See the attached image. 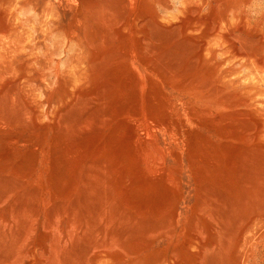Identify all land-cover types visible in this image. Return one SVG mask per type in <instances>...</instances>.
Wrapping results in <instances>:
<instances>
[{
  "label": "rangeland",
  "instance_id": "obj_1",
  "mask_svg": "<svg viewBox=\"0 0 264 264\" xmlns=\"http://www.w3.org/2000/svg\"><path fill=\"white\" fill-rule=\"evenodd\" d=\"M0 264H264V0H0Z\"/></svg>",
  "mask_w": 264,
  "mask_h": 264
},
{
  "label": "bare ground",
  "instance_id": "obj_2",
  "mask_svg": "<svg viewBox=\"0 0 264 264\" xmlns=\"http://www.w3.org/2000/svg\"><path fill=\"white\" fill-rule=\"evenodd\" d=\"M240 51V50H239ZM237 52V51H236ZM242 52V51H241ZM243 54V53H242ZM238 55H239V52H238ZM259 62H261V61H259ZM259 64V63H258Z\"/></svg>",
  "mask_w": 264,
  "mask_h": 264
}]
</instances>
